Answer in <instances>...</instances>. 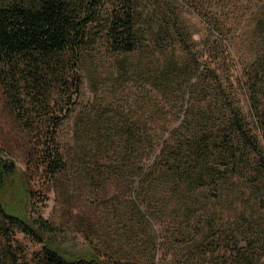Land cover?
I'll use <instances>...</instances> for the list:
<instances>
[{"label":"trees","instance_id":"trees-1","mask_svg":"<svg viewBox=\"0 0 264 264\" xmlns=\"http://www.w3.org/2000/svg\"><path fill=\"white\" fill-rule=\"evenodd\" d=\"M187 12L214 37L212 52L191 48ZM23 57L34 85L59 83L69 103L84 81L97 95L106 82L99 69L109 65L114 97L77 116L66 151L57 138L66 116H39L49 135L25 167L0 144V264H134L140 255L135 241L114 238L122 247L114 250L102 233L115 236L101 220L91 224L97 244L75 248L40 211L38 180L59 183L69 195L85 186L97 199L127 184L142 227L149 224L142 206L163 210V198L149 194L161 183L183 199L209 190L228 212L225 234L212 242L219 210L209 211V233L197 226L195 253L184 264H264V0H0V67L16 69ZM142 82L162 96L151 114L137 98L125 107L129 85ZM17 232L41 250L30 252Z\"/></svg>","mask_w":264,"mask_h":264},{"label":"rangeland","instance_id":"rangeland-1","mask_svg":"<svg viewBox=\"0 0 264 264\" xmlns=\"http://www.w3.org/2000/svg\"><path fill=\"white\" fill-rule=\"evenodd\" d=\"M185 16L189 20V27L194 36L191 48L194 47L196 51L204 49L208 53L212 52L215 48L214 37L209 34L208 28L200 24L188 12L185 13ZM192 25L195 29L192 28ZM196 31L199 33L195 34ZM163 45L165 46V43ZM148 54L144 53L143 56L147 57ZM159 55L160 53L156 54L158 57ZM140 56L141 54L135 59L138 60ZM207 60L203 58L201 62L207 64ZM6 68V66L0 67V144L16 157L23 167L28 163L29 153H34V150H37L38 139L42 137L43 141L49 135L47 134L48 129H42V126L35 122L39 116H66L57 129L60 146L66 151L74 143L77 116L94 101L105 100L107 102L114 97V84L111 75L113 72L115 73L116 69L109 65L99 69L103 81L106 80V82L100 85L98 94H93L89 90L87 81H84L80 95H77L75 90L72 91L75 94L73 103H69L68 98L62 97L66 91L61 88L59 83L38 89L32 81L33 72L26 57L19 60V66L16 69ZM70 86L71 83L68 84V87ZM70 92L71 89L67 88V95ZM125 94L130 98L129 103L125 106L127 110L129 106H134L136 98L139 102L138 107L140 110L142 109V113L146 114L153 113L158 107V103H162L161 94L144 82L138 85H129ZM167 108L169 109V106ZM245 112L247 114L249 112L246 104ZM167 113L168 111H165L163 114ZM29 116H32L33 119H29ZM31 122H35L33 129L29 125ZM29 128L33 131L31 132ZM247 128L253 134L258 132L250 117H248ZM41 130L43 131L41 132ZM70 179L69 177L68 183H70ZM44 182L45 180H38L35 188L37 197L41 200L40 211L56 224L62 232V236L67 237L70 244H73L78 250L87 248L89 241H94L97 244L99 241L97 237L101 235L95 234V229L91 224L93 220H101L103 227L111 229L115 236L109 237L107 233H102L114 250L122 249L114 238L127 243L135 241L140 255L139 257L136 255L137 259L134 264H152L153 262L184 264L186 262L184 256L190 252L195 253L192 242L199 236V227L197 226H201L204 232L209 233L208 227H204V222L209 217V211L219 210V216L216 217L217 229L212 234L210 233L212 242L215 243L217 237L224 233V228L226 229L228 212L223 210L224 207L221 208L216 200V195L211 194L209 190L200 189L201 191L188 192L187 197L192 200L191 205H193V209L188 210L185 206L187 197L183 199L181 191L174 192L173 185L161 183L158 192L153 191L149 194L153 198L156 196L163 198L164 204L159 205L163 207V210L157 209L155 212L156 207L150 209V206H142L149 221L147 226L142 227L137 225V221L134 219L132 193H130L127 184H123V187L115 185L108 192H103L102 196L97 199L93 189L85 186L80 192L74 191L69 195L67 189L61 188L59 183L54 186ZM43 184L46 185L43 186ZM69 196L73 197L72 202ZM44 198L46 201L42 202ZM161 210L166 214L165 217L160 214ZM125 226H127V230ZM17 238L30 248V252H36L42 248L20 232H17ZM154 247L157 248L156 253L153 251ZM124 248L126 251L131 250L130 247L125 246Z\"/></svg>","mask_w":264,"mask_h":264}]
</instances>
